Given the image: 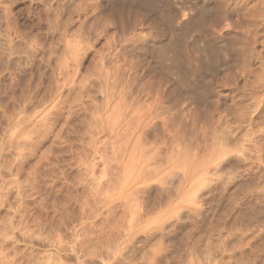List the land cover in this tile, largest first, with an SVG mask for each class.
Returning <instances> with one entry per match:
<instances>
[{
	"label": "rangeland",
	"instance_id": "374dc122",
	"mask_svg": "<svg viewBox=\"0 0 264 264\" xmlns=\"http://www.w3.org/2000/svg\"><path fill=\"white\" fill-rule=\"evenodd\" d=\"M1 1L0 264H264L262 0L223 5L231 39L191 32L165 59L144 25L123 26L110 61L118 26L78 29L69 0ZM179 54L200 71L171 67Z\"/></svg>",
	"mask_w": 264,
	"mask_h": 264
},
{
	"label": "bare ground",
	"instance_id": "6f19581e",
	"mask_svg": "<svg viewBox=\"0 0 264 264\" xmlns=\"http://www.w3.org/2000/svg\"><path fill=\"white\" fill-rule=\"evenodd\" d=\"M1 1V0H0ZM25 1V0H24ZM54 1H56V0H54ZM63 1V0H62ZM70 2L69 3H71L72 5H71V12H70V15L71 14H75V17L76 18H74V20L76 21V22H78L79 23V27H78V29H82V28H84L85 27V25H88L89 26V24H91L92 25V23L94 24V23H99V24H102V26H104V29L109 25V24H111V26H112V24L113 25H115V26H118V28H120L118 31H119V33H117L116 35H115V37H116V40H113V41H116V42H114L115 43V46H113L114 48L112 49V51H114V52H107V55L105 56V58H106V60L107 59H109V61H110V59L112 58V55H114V53L116 52V51H118L121 47H122V45H120L121 43H119V41H121V39L120 38H122V37H120L121 36V34H123V31H126V30H123L124 29V27L123 26H132V25H134L135 23H138V25H136V26H139V23L141 24V25H144L145 26V30H146V32H148V34H149V36L151 35V37L154 39V41H156L157 40V42H159L160 44H161V46H159L158 47V49L157 50H159V52H158V57H160L161 59H165V57L168 55V53L170 52V50L172 51H174V52H176L179 48H180V46H183L184 47V40H185V37L189 34V33H191V32H199V33H203V32H207L208 33V35H210V38H209V40L211 39V41L213 42V43H218L219 44V42H222V41H226V40H229V39H231V37H230V34L232 33V30L235 28V23H234V19L232 20L231 19V16H230V14L227 12V11H224V9H222L223 8V5H229V7H234V8H237L238 7V9H237V11L238 10H240L239 9V6H240V4H242V5H244V6H250L251 5V2L253 1V0H214V2H211V0H194L193 2H189V3H187V2H184L183 0H69ZM261 1V0H260ZM2 2V1H1ZM5 2H7V1H5ZM16 2V1H15ZM40 2V1H39ZM45 2V1H44ZM262 3H264V0H262L261 1ZM50 3V0H49V2L48 3H46V4H49ZM56 3V2H55ZM211 3H214L215 4V6H212V4ZM61 4V3H60ZM52 5V4H51ZM50 5V6H51ZM257 5V4H256ZM49 6V7H50ZM68 5H66V7H67ZM243 6V7H244ZM46 7V6H45ZM55 7V6H54ZM228 7V8H229ZM3 8V7H2ZM6 8H7V5H6ZM21 8V7H20ZM50 8H52V7H50ZM64 8V7H63ZM241 8H242V6H241ZM17 9V8H16ZM57 9V8H56ZM59 9V8H58ZM228 10V9H227ZM233 10V9H232ZM26 11V10H25ZM54 11V10H53ZM234 11H235V9H234ZM241 11H242V9H241ZM57 13H58V10L56 11ZM56 12H54L55 13V15H56ZM60 12V11H59ZM234 13V12H233ZM8 14H10V13H8ZM27 14H29V13H27ZM33 14V13H32ZM50 14V13H49ZM61 14H63V13H61ZM60 14V15H61ZM73 14V15H74ZM264 14V13H263ZM12 15V14H11ZM39 15V14H38ZM37 15V16H38ZM241 15V14H240ZM245 15V14H244ZM6 16V15H5ZM15 16V15H14ZM251 16V15H250ZM57 17V16H56ZM29 18H31V17H29ZM38 18V17H37ZM48 18V17H47ZM234 18V17H233ZM249 18V17H248ZM252 18V17H251ZM7 19V18H6ZM17 19V18H16ZM51 19V18H50ZM237 19V18H236ZM254 19V18H253ZM49 20V19H48ZM238 20V19H237ZM239 21V20H238ZM238 21H236V22H238ZM242 21V20H241ZM9 22V21H8ZM50 24V23H49ZM61 24V23H60ZM52 25V24H51ZM96 25V24H95ZM134 25V26H135ZM250 25V24H249ZM62 26V25H61ZM110 26V27H111ZM143 26V27H144ZM55 27V26H54ZM64 27H65V25H64ZM95 27V26H94ZM101 27V26H100ZM251 27V26H250ZM12 28V27H11ZM117 28V27H116ZM126 28H128V27H126ZM125 28V29H126ZM252 28H253V26H252ZM47 29V28H46ZM77 29V30H78ZM96 29V28H95ZM103 29V30H104ZM143 29V28H142ZM141 29V30H142ZM250 29V28H249ZM103 30L101 31L102 33H103ZM140 30V32H142ZM145 30H143V31H145ZM235 30V29H234ZM233 30V31H234ZM240 30V29H239ZM244 30V29H243ZM252 30V32H253V34H258V37L259 38H263V34L261 33L263 30H264V15H261L260 16V19H259V23H258V25L257 26H255L254 27V29H251ZM43 31H45L44 29H43ZM79 31H81V30H79ZM83 31V30H82ZM114 31V33H115V30H113ZM117 31V30H116ZM129 31V30H128ZM237 31V30H236ZM248 31V30H247ZM62 32V31H61ZM105 32V31H104ZM130 32V31H129ZM42 33V32H41ZM65 33H66V31H65ZM70 32H68V34H69ZM82 33H84V32H82ZM86 33V32H85ZM90 33V32H89ZM113 33V32H112ZM127 33V32H126ZM125 33V34H126ZM132 33V32H131ZM139 33V32H138ZM260 33V34H259ZM3 34V33H2ZM46 34H47V32H46ZM56 34H59V33H56ZM88 34V33H87ZM133 34V33H132ZM141 34V33H140ZM147 34V33H146ZM146 34H143L144 36H146ZM262 34V35H261ZM65 35V34H64ZM85 35V34H84ZM104 35H105V33H104ZM104 35H103V37H104ZM131 35V34H130ZM135 34H133V36H134ZM137 35V34H136ZM135 35V36H136ZM81 36V35H80ZM106 36V35H105ZM140 36H142V35H140ZM148 36V35H147ZM146 36V37H147ZM148 36V37H149ZM260 36H262V37H260ZM20 37V36H19ZM90 38V36H88L87 35V38ZM92 37V36H91ZM93 37H94V35H93ZM129 37V36H128ZM143 37V36H142ZM145 37V38H146ZM22 38V37H21ZM66 38V37H65ZM72 38H74V36L72 37ZM105 38V37H104ZM136 38L138 39V40H145L144 39V37L143 38H141V37H139V36H136ZM135 38V39H136ZM140 38V39H139ZM61 39V38H60ZM70 39H71V37H70ZM75 39V38H74ZM91 39H93V38H91ZM113 39H114V37H113ZM153 39H152V42H153ZM63 40V39H62ZM76 40V39H75ZM77 40H79V38L77 39ZM107 40V39H106ZM133 40V39H132ZM151 39L150 38H148V40H146V41H150ZM50 41V40H49ZM73 41V40H72ZM92 41V40H91ZM95 41V40H94ZM133 41H135V40H133ZM137 41V40H136ZM135 41V42H136ZM145 41V42H146ZM232 41V40H231ZM60 42V41H59ZM77 42V41H76ZM79 42V41H78ZM78 42H77V44H78ZM129 42V41H128ZM128 42H126V43H128ZM131 42V41H130ZM151 42V41H150ZM167 42V43H166ZM69 43L71 44V42L69 41ZM103 43H105L104 42V40H103ZM113 43V42H112ZM113 43V44H114ZM119 43V44H118ZM133 43V42H132ZM138 43V42H137ZM143 43V42H142ZM26 44V43H25ZM28 44V43H27ZM75 44V43H74ZM106 44H107V42H106ZM123 44V43H122ZM144 44V43H143ZM147 44H148V42H147ZM147 44H144V45H142V46H140V48L139 49H141V51H143L142 49H145L144 50V52L146 51V52H148V51H150L149 50V48L151 49V47L150 46H148ZM96 45V44H95ZM108 45V44H107ZM106 45V46H107ZM124 45V44H123ZM155 45V44H154ZM159 45V44H158ZM53 46V45H52ZM68 46L66 45V49L68 50V48H67ZM85 47V46H84ZM118 47H120V48H118ZM129 47V46H128ZM155 47V46H154ZM74 48V47H73ZM123 48V47H122ZM121 48V49H122ZM134 48H135V46H134ZM182 48V47H181ZM53 49V48H52ZM65 49V50H66ZM79 49V48H78ZM83 49L85 50L86 48H82L81 50L83 51ZM95 49V48H94ZM107 49V48H106ZM110 49V48H109ZM109 49H107V50H109ZM123 49H125V48H123ZM138 49V50H139ZM185 49H186V47H185ZM204 49H205V47H204ZM31 50V49H30ZM44 50V49H43ZM59 50H60V48H59ZM71 50V49H70ZM88 50V49H87ZM111 50V49H110ZM132 50V49H131ZM136 50V49H135ZM152 50H154V49H152ZM61 51V50H60ZM72 51V50H71ZM97 51V50H96ZM120 51V50H119ZM118 51V52H119ZM180 51H182L181 49H180ZM3 52V51H2ZM1 52V53H2ZM50 51H48V53H49ZM59 52V51H58ZM81 52V51H80ZM87 52V51H86ZM99 52H100V50H99ZM98 52V53H99ZM126 52V51H125ZM145 52V53H146ZM151 53H149L150 54V56H152L153 55V52L152 51H150ZM25 53V52H24ZM51 53V52H50ZM68 53V52H67ZM83 53H84V51H83ZM102 53V52H101ZM117 53V52H116ZM121 53V52H120ZM124 52L122 51V54H123ZM132 53V52H131ZM138 53V52H137ZM143 53V52H142ZM155 53V52H154ZM4 54V53H3ZM30 54V53H29ZM34 54H35V52H34ZM61 54H63V53H61ZM70 54H72L71 52H70ZM69 54V55H70ZM148 54V55H149ZM174 54V53H173ZM213 54V53H212ZM235 54V53H234ZM33 54H31V57H33L32 56ZM85 55V54H84ZM93 55V54H92ZM95 55V54H94ZM138 55V54H137ZM147 55V56H148ZM177 55V54H176ZM175 55V56H176ZM180 56H173V60H172V63H171V67H173V68H175V69H178V71L179 70H182L181 68H184L185 67V65L187 66V68L188 67H192L193 68V70H195L194 69V67L193 66H195V62H194V60H193V58L190 56V58H192V59H190L187 55L186 56H184V55H181V54H179ZM197 55V54H196ZM214 55V54H213ZM216 55H218V54H216ZM220 55V54H219ZM20 56V55H19ZM51 56V55H50ZM58 56V55H57ZM60 56H63V55H60ZM59 56V57H60ZM82 56V55H81ZM124 56V55H123ZM21 57H23V56H21ZM42 57V56H41ZM58 57V58H59ZM65 59H66V57L65 56H63ZM71 57V56H70ZM72 57H74V56H72ZM95 57V56H94ZM116 57V56H115ZM134 57V56H133ZM140 57H142L141 55H140ZM149 57V56H148ZM148 57H147V59H148ZM214 57V56H213ZM221 57V56H220ZM252 57V56H251ZM46 58V57H45ZM55 58V57H54ZM61 58V57H60ZM59 58V59H60ZM78 59H79V56L77 57ZM82 58H83V56H82ZM89 58H91V57H89ZM100 58H102V57H100ZM104 58V59H105ZM130 58H132L131 57V55H130ZM153 58V57H152ZM167 58V57H166ZM171 58H172V56H171ZM231 58H233V57H231ZM235 58H236V56H235ZM240 58V57H239ZM35 59V58H34ZM50 59H51V57H50ZM123 59V58H122ZM146 59V60H147ZM149 59H150V57H149ZM159 60V63L160 64H162L163 63V61L162 60ZM212 59V58H211ZM214 59V58H213ZM212 59V60H213ZM218 60H219V58H217ZM39 60H40V58H39ZM80 60V59H79ZM154 60V59H153ZM152 60V61H153ZM204 60H207V59H204ZM223 60V59H222ZM59 61V60H58ZM62 61V60H61ZM61 61H59V62H61ZM66 61H67V59H66ZM98 61V60H97ZM103 60H101V62H102ZM214 61V60H213ZM227 61V60H226ZM1 62V61H0ZM50 62V61H49ZM75 62V61H74ZM78 62V61H77ZM92 62V61H91ZM100 62V63H101ZM107 62V61H106ZM147 62H148V60H147ZM156 62V61H155ZM155 62H154V64H155ZM209 62H211L210 60H209ZM208 62V63H209ZM13 63V62H12ZM64 63V62H63ZM99 63V64H100ZM136 63V62H135ZM149 63V62H148ZM158 63V62H157ZM156 63V64H157ZM212 63V62H211ZM214 63V62H213ZM217 63H219V62H217ZM216 63V64H217ZM43 64V63H42ZM105 64V63H104ZM109 64V63H108ZM116 64V63H115ZM191 64V65H190ZM202 64H205V63H202ZM2 65H4V64H2ZM59 65H62V63L61 64H59ZM58 65V66H59ZM70 65V64H69ZM79 65V64H78ZM128 65V64H127ZM193 65V66H192ZM46 66V65H45ZM64 66V65H63ZM70 66H72V65H70ZM109 66H111V65H109ZM158 66H159V64H158ZM204 66V65H203ZM212 66V65H211ZM210 66V67H211ZM220 66V65H219ZM9 67V66H8ZM104 67V66H103ZM103 67H100V68H103ZM119 67V66H118ZM205 67H206V64H205ZM209 67V68H210ZM221 67V66H220ZM248 67V66H247ZM255 67V66H254ZM58 68V67H57ZM108 68V67H107ZM110 68V67H109ZM112 68V67H111ZM187 68H186V70H187ZM203 69H204V67H202ZM212 68V67H211ZM216 68H218V65H214L213 64V69H216ZM206 69V68H205ZM254 69V68H253ZM42 70V69H41ZM77 70V69H76ZM100 70V69H99ZM112 70V69H111ZM117 70V69H116ZM212 70V69H211ZM245 70V69H244ZM44 71V70H43ZM90 71V70H89ZM139 71V70H138ZM176 71V70H175ZM195 71H198L197 69L195 70ZM200 71V70H199ZM198 71V72H199ZM250 71V70H249ZM261 71H262V69H261ZM30 72V71H29ZM40 72V71H39ZM70 72V71H69ZM105 72V71H104ZM116 74H118L116 71H114ZM113 72V73H114ZM186 72V71H185ZM185 72H182V73H184L185 74ZM207 72V71H206ZM211 72V71H210ZM214 72H216V71H214ZM254 72V71H253ZM252 72V73H253ZM51 73V72H50ZM79 73V72H78ZM100 73V72H99ZM139 73V72H138ZM254 73H256V72H254ZM253 73V74H254ZM259 73V72H258ZM31 74V73H30ZM75 74V73H74ZM105 74H106V72H105ZM174 74H175V72H174ZM43 75V74H42ZM96 75H98V72H97V74ZM102 75H103V73H102ZM107 75V74H106ZM109 75V74H108ZM115 75V74H114ZM257 75V74H256ZM255 75V76H256ZM259 75V74H258ZM37 76V75H36ZM93 76H94V74H93ZM112 76V75H111ZM110 76V77H111ZM119 76V75H118ZM149 76V75H148ZM196 76V75H195ZM11 77V76H10ZM57 77V76H56ZM55 77V78H56ZM81 77V76H80ZM107 77V76H106ZM115 77V76H114ZM261 76H259V78H260ZM35 78V77H34ZM66 78V77H65ZM64 78V79H65ZM257 78H258V76H257ZM99 79V78H98ZM103 79H107V78H105V77H103ZM110 79H112L113 80V77L112 78H110ZM219 79V78H218ZM48 80H50V79H48ZM90 80V79H89ZM246 80V79H245ZM258 80V79H257ZM260 80V79H259ZM35 81V80H34ZM91 81V80H90ZM135 81V80H134ZM264 81V80H263ZM28 82V81H27ZM101 82H103V81H101ZM112 82V81H111ZM117 82V81H116ZM120 82V81H119ZM258 82V81H257ZM256 82V83H257ZM26 83V82H25ZM89 83V82H88ZM109 84H110V82H108ZM165 83V82H164ZM200 83V82H199ZM255 83V84H256ZM51 84V83H50ZM62 83L60 82V84L59 85H61ZM104 84V83H103ZM160 84V83H159ZM202 84V83H201ZM207 84V83H206ZM166 85V84H165ZM208 85V84H207ZM241 85V84H240ZM188 87V89H189V93L190 94H192L193 96H197V97H199V99L201 98L200 96H202V98H203V95H201L200 93H199V90H198V87H200V86H196V84L194 85V83L193 84H189V85H187ZM210 86V85H209ZM45 87V86H44ZM59 87V86H58ZM82 87V86H81ZM99 87H100V85H99ZM103 87V86H102ZM152 88H153V86H151ZM157 87V86H156ZM160 87H161V84H160ZM180 87V86H179ZM205 87V86H204ZM61 88V87H60ZM59 88V89H60ZM79 88V87H78ZM93 88V87H92ZM115 88V87H114ZM130 88V87H129ZM174 88V87H173ZM178 88V87H177ZM201 88V87H200ZM261 88V87H260ZM77 89V88H76ZM100 89V88H99ZM104 89V88H103ZM107 89V88H106ZM126 89V88H125ZM201 89H203V88H201ZM207 89H209L208 87H207ZM102 90V89H101ZM105 90V89H104ZM115 90H117L116 88H115ZM114 90V91H115ZM211 90V89H210ZM217 90V89H216ZM65 91V90H64ZM68 91V90H67ZM75 91V90H74ZM88 91V90H87ZM112 91V90H111ZM150 91V90H149ZM153 91H155V90H153ZM172 91V90H171ZM177 91H179V90H177ZM77 92V91H76ZM103 92V91H102ZM117 92V91H116ZM174 92V91H173ZM180 92V91H179ZM244 92V91H243ZM257 92V91H256ZM91 93V92H90ZM128 93V92H127ZM148 93V92H147ZM158 93V92H157ZM167 93V92H166ZM172 93V92H171ZM49 94V93H48ZM66 94V93H65ZM92 94V93H91ZM51 95V94H50ZM209 95H211V94H207L206 95V97L207 96H209ZM242 95V94H241ZM117 96V95H116ZM137 96V95H136ZM148 96V95H147ZM149 96H151V95H149ZM212 96V95H211ZM250 96V95H249ZM122 97V96H121ZM127 97V96H126ZM130 97V96H129ZM196 97V98H197ZM241 97V96H240ZM60 98V97H59ZM99 98V97H98ZM208 98H210V97H208ZM103 99H104V97H103ZM147 99V98H146ZM211 99V98H210ZM174 100V99H173ZM208 100V99H207ZM206 100V101H207ZM215 100V99H214ZM98 101V100H97ZM115 101V100H114ZM156 101V100H155ZM154 101V102H155ZM211 101H212V99H211ZM253 101V100H252ZM92 102V101H91ZM139 102V101H138ZM144 102V101H143ZM176 102V101H175ZM178 102V101H177ZM210 102V101H209ZM216 102V101H215ZM229 102V101H228ZM104 103V102H103ZM137 103V102H136ZM212 103H213V101H212ZM252 103V102H251ZM105 104H106V102H105ZM155 104V103H154ZM165 104H167V103H165ZM84 105V104H83ZM161 105V104H160ZM224 105V104H223ZM234 105V104H233ZM102 106H103V104H102ZM101 106V107H102ZM148 106H149V104H148ZM184 106V105H183ZM231 106V105H230ZM105 107V105L102 107V109ZM125 107V106H124ZM123 107V108H124ZM243 107V106H242ZM241 107V108H242ZM86 108V107H85ZM145 108H147V107H145ZM149 108V107H148ZM233 108H234V106H233ZM258 108V107H257ZM111 109V108H110ZM133 109V108H132ZM137 109V108H136ZM141 109H142V107H141ZM140 109V110H141ZM149 110V109H148ZM188 110V109H187ZM208 110V109H207ZM245 110V109H244ZM250 110V109H249ZM254 110V109H253ZM102 111V110H101ZM196 111V110H195ZM246 111V110H245ZM251 111V110H250ZM77 112V111H76ZM131 112V111H130ZM180 112V111H179ZM203 112V111H202ZM207 112V111H206ZM212 112V111H211ZM95 113H96V111H95ZM94 113V114H95ZM128 113V112H127ZM181 113V112H180ZM231 113H233V112H231ZM230 113V114H231ZM105 114V113H104ZM103 114V115H104ZM112 114V113H111ZM150 114V113H149ZM184 114V113H183ZM182 114V115H183ZM204 114V113H203ZM63 115V114H62ZM66 115V114H65ZM70 115V114H69ZM96 115V114H95ZM191 115V114H190ZM205 115V114H204ZM208 115V114H207ZM207 115H205V116H207ZM238 115V114H237ZM242 115V114H241ZM245 115V114H244ZM53 116V115H52ZM112 116V115H111ZM91 117V116H90ZM99 117V116H98ZM118 117V116H117ZM136 117V116H135ZM138 117H139V115H138ZM159 117V116H158ZM243 117V116H242ZM248 117H249V115H248ZM69 118V117H68ZM103 118V117H102ZM105 118L107 119V117L105 116ZM177 118V117H176ZM188 118V117H187ZM190 118V117H189ZM104 119V118H103ZM130 119V118H129ZM139 119H140V117H139ZM131 120V119H130ZM137 120V119H136ZM216 120V119H215ZM222 120V119H221ZM101 121V120H100ZM111 121V120H110ZM135 121V120H134ZM160 121V120H159ZM201 121V120H200ZM214 121V120H213ZM218 121V120H217ZM227 121V120H226ZM225 121V122H226ZM245 121V120H244ZM108 122V121H107ZM162 122V121H161ZM239 122V121H238ZM213 123V122H212ZM244 123V122H243ZM194 124H195V122H194ZM257 124V123H256ZM75 125V124H74ZM109 125V124H108ZM184 125V124H183ZM230 125V124H229ZM238 125V124H237ZM237 125H235V126H237ZM259 125V124H258ZM137 126V125H136ZM202 126V125H201ZM217 126V125H216ZM226 126V125H225ZM133 126H131V128H132ZM240 127V126H239ZM203 128V127H202ZM46 129V128H45ZM47 129H49V128H47ZM80 129V128H79ZM84 129V128H83ZM110 129V128H109ZM125 129V128H124ZM176 129V128H175ZM201 129V127L199 128V130ZM217 129V128H216ZM258 129V128H257ZM53 130V129H52ZM100 130V129H99ZM103 130V129H102ZM203 130V129H202ZM260 130V129H259ZM47 131V130H46ZM49 131V130H48ZM81 131V130H80ZM85 131V130H84ZM181 131V130H180ZM179 131V132H180ZM227 131V130H226ZM235 131V130H234ZM105 132V131H104ZM120 132V131H119ZM123 132V131H122ZM176 132H178V129L176 130ZM203 132V131H202ZM245 132V131H244ZM252 132V131H251ZM85 133V132H84ZM116 133V132H115ZM174 133H175V131H174ZM57 134V133H56ZM105 134V133H104ZM109 134V133H108ZM123 134V133H122ZM115 135V134H114ZM125 135H126V133H125ZM124 135V136H125ZM175 135V134H174ZM184 135V134H183ZM219 135V134H218ZM247 135V134H246ZM102 136H103V134H102ZM118 136V135H117ZM140 136V135H139ZM143 136H145V135H143ZM171 136V135H170ZM179 136V135H178ZM181 136V135H180ZM126 137V136H125ZM183 137V136H182ZM228 137V136H227ZM238 137V136H237ZM236 137V138H237ZM250 137V136H249ZM178 138V137H177ZM181 138V137H180ZM184 138V137H183ZM239 138V137H238ZM253 138V137H252ZM111 139V138H110ZM129 139V138H128ZM171 139V138H170ZM223 139V138H222ZM116 140V139H115ZM135 140V139H134ZM166 140V139H165ZM180 140V139H179ZM181 140H183L182 138H181ZM219 140H220V138H219ZM244 140V139H243ZM248 140V139H247ZM250 140V139H249ZM260 140V139H259ZM101 141V140H100ZM117 141H118V139H117ZM146 141V140H145ZM256 141V140H255ZM254 141V142H255ZM111 142V141H110ZM115 142V141H114ZM113 142V143H114ZM119 142V141H118ZM259 142V141H258ZM98 143H99V141H98ZM112 143V144H113ZM190 143V142H189ZM214 143H215V141H214ZM219 143V142H218ZM259 143H261V142H259ZM105 144V143H104ZM117 144V143H116ZM180 144V143H179ZM193 144H195L194 142H193ZM210 144V143H209ZM216 144V143H215ZM220 144V143H219ZM223 144V143H222ZM110 145V144H109ZM142 145V144H141ZM190 145H192V143L190 144ZM217 145V144H216ZM242 145V144H241ZM117 146V145H116ZM134 146H136V144L134 145ZM134 146H133V149H132V152H135V149H134ZM144 146V145H143ZM147 146H148V144H147ZM177 146V145H176ZM180 146V145H179ZM204 146V145H203ZM208 146V145H207ZM226 146V145H225ZM246 146V145H245ZM264 146V145H263ZM111 147V146H110ZM122 147V146H121ZM130 147V146H129ZM198 147V146H197ZM213 147V146H212ZM219 147V146H218ZM185 148V147H184ZM211 148V147H210ZM233 148H235V147H233ZM232 148V149H233ZM242 148V147H241ZM240 148V149H241ZM131 149V148H130ZM168 149V148H167ZM182 149V148H181ZM190 149V148H189ZM195 149V148H194ZM219 149V148H218ZM262 149V148H261ZM196 150V149H195ZM194 150V151H195ZM264 150V149H263ZM128 151V150H127ZM130 151V150H129ZM207 151V150H206ZM210 151V150H209ZM215 151V150H214ZM217 151V150H216ZM108 152V151H107ZM110 152V151H109ZM122 152V151H121ZM132 152H129L128 154H130L131 156H132ZM92 153V152H91ZM123 153V152H122ZM205 153H207V152H205ZM215 153V152H214ZM218 153V152H217ZM232 154H233V152H231ZM243 153V152H242ZM148 154V153H147ZM231 154V155H232ZM236 155V154H235ZM240 155V154H239ZM246 155V154H245ZM123 156V155H122ZM258 156V155H257ZM263 156V155H262ZM128 157H129V155H128ZM148 157V156H147ZM146 157V158H147ZM187 157V156H186ZM207 157V156H206ZM205 157V158H206ZM221 157H222V155H221ZM144 158V157H143ZM184 158V157H183ZM220 158V157H219ZM218 158V159H219ZM235 158V157H234ZM240 158V157H239ZM245 158V157H244ZM243 158V159H244ZM250 158V157H249ZM117 159V158H116ZM130 159V158H129ZM154 159V158H153ZM185 159V158H184ZM188 159V158H187ZM247 159V158H246ZM264 160V159H263ZM184 161V160H183ZM190 161V160H189ZM209 161V160H208ZM182 162V161H181ZM195 162H196V160H195ZM225 162V161H224ZM104 163V162H103ZM151 163V162H150ZM207 163V162H206ZM214 163V162H213ZM247 163V162H246ZM245 163V164H246ZM93 164V163H92ZM151 164H153V163H151ZM199 164V163H198ZM248 164V163H247ZM181 165H183V164H181ZM101 166V165H100ZM147 166H149V165H147ZM227 166V165H226ZM152 167V166H151ZM232 167V166H231ZM112 168V167H111ZM149 168V167H148ZM205 168V167H204ZM139 169H141V168H139ZM166 169V168H165ZM244 169V168H243ZM257 169V168H256ZM109 170V169H108ZM115 170V169H114ZM207 170V169H206ZM104 171V170H103ZM138 171V170H137ZM139 171H141V170H139ZM146 171V170H145ZM176 171V170H175ZM200 171V170H199ZM204 171V170H203ZM233 171V170H232ZM147 172V171H146ZM198 172V171H197ZM202 172V171H201ZM229 172V171H228ZM231 172V171H230ZM238 172V171H237ZM115 173V172H114ZM138 173V172H137ZM161 173V172H160ZM176 173V172H175ZM198 173H200V172H198ZM239 173H240V171H239ZM145 174H147V173H145ZM209 174V173H208ZM251 174V173H250ZM138 175V174H137ZM157 175H159V174H157ZM156 175V176H157ZM167 175V174H166ZM203 175V174H202ZM216 175V174H215ZM103 176V175H102ZM110 176V175H109ZM128 176V175H127ZM126 176V177H127ZM227 176V175H226ZM108 177V176H107ZM125 177V178H126ZM136 176H133L132 178H135ZM261 177V176H260ZM116 178V177H115ZM167 178V177H166ZM219 178V177H218ZM123 180H125V179H123ZM204 180V179H203ZM212 180V179H211ZM259 180V179H258ZM148 181H150V180H148ZM165 182H167V181H165ZM180 182V181H179ZM140 183V182H139ZM155 183V182H154ZM191 183V182H190ZM176 184V183H175ZM209 184V183H208ZM107 185V184H106ZM219 185V184H218ZM127 186V185H126ZM160 186V185H159ZM190 186V185H189ZM181 187V186H180ZM230 187V186H229ZM208 188V187H207ZM206 188V189H207ZM246 188V187H245ZM176 191V190H175ZM161 192V191H160ZM159 192V193H160ZM159 193H157V194H159ZM227 194V193H226ZM244 196V195H243ZM263 196V195H262ZM161 197V196H160ZM163 197V196H162ZM217 197V196H216ZM235 197V196H234ZM250 197V196H249ZM259 197V196H258ZM181 198V197H180ZM150 199V198H149ZM183 199V198H182ZM236 199V198H235ZM229 200V199H228ZM68 201H70V200H68ZM183 202L185 203V201L183 200ZM178 203V202H177ZM182 203V202H181ZM197 203V202H196ZM257 204H258V201H257ZM65 205V204H64ZM99 205V204H98ZM109 206V205H108ZM26 207V206H25ZM176 207H177V205H176ZM98 208V207H97ZM101 208V207H100ZM242 208V207H241ZM254 208V207H253ZM252 208V209H253ZM176 209V208H175ZM180 210V209H179ZM254 210V209H253ZM116 211V210H115ZM178 211V210H177ZM199 211V210H198ZM228 211V210H227ZM176 212V211H175ZM26 213V212H25ZM170 213H171V211H170ZM35 214V213H34ZM168 214V213H167ZM167 214H165L164 216H166ZM175 214H177V213H175ZM101 215V214H100ZM248 215V214H247ZM109 216V215H108ZM111 216V215H110ZM114 217V216H113ZM148 217V216H147ZM157 216H155V218H156ZM170 217V216H169ZM172 217V216H171ZM170 217V218H171ZM229 217V216H228ZM245 217V216H244ZM106 218V217H105ZM158 218V217H157ZM90 219V218H89ZM151 219H152V217H151ZM151 219H150V221H151ZM105 220V219H104ZM224 220V219H223ZM228 220V219H227ZM116 221V220H115ZM131 221V220H130ZM153 221H155V219H153ZM156 222V221H155ZM167 222V221H166ZM130 223V222H129ZM143 223H144V221H143ZM152 223V222H151ZM154 223V222H153ZM204 224V223H203ZM161 225V224H160ZM146 226H147V224H146ZM253 226V225H252ZM130 228V227H129ZM213 228V227H212ZM222 228V227H221ZM153 229V228H152ZM163 229V228H162ZM219 229V228H218ZM177 230V229H176ZM190 230V229H189ZM163 231V230H162ZM114 234V233H113ZM151 235V234H150ZM155 235V234H154ZM181 235V234H180ZM175 236V235H174ZM168 237V236H167ZM209 237H211V236H209ZM212 237H213V235H212ZM163 238V237H162ZM185 239V238H184ZM195 239V238H194ZM263 239V238H262ZM160 240V239H159ZM228 240V239H227ZM88 241V240H87ZM90 241V240H89ZM180 241V240H179ZM188 241V240H187ZM259 241V240H258ZM263 242H264V240H263ZM90 243V242H89ZM162 244V243H161ZM178 244H179V242H178ZM168 245V244H167ZM183 245V244H182ZM188 245V244H187ZM196 245V244H195ZM232 246H233V244H231ZM254 245V244H253ZM253 245H252V247H253ZM262 246V245H261ZM164 247V246H163ZM207 247V246H206ZM264 247V246H263ZM198 248V247H197ZM181 249V248H180ZM206 250V249H205ZM264 250V249H263ZM115 251V250H114ZM110 252V251H109ZM210 252V251H209ZM108 253V252H107ZM110 255V254H109ZM209 255V254H208ZM233 255V254H232ZM194 257V256H193ZM109 259V258H108ZM259 259V258H258ZM49 261V260H48ZM263 261V260H262ZM47 262V261H46ZM246 262V261H245ZM46 264V263H45ZM263 264V263H262Z\"/></svg>",
	"mask_w": 264,
	"mask_h": 264
}]
</instances>
